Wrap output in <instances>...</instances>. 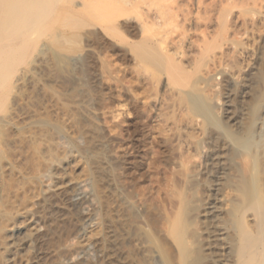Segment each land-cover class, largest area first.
<instances>
[{"label": "rangeland", "instance_id": "1", "mask_svg": "<svg viewBox=\"0 0 264 264\" xmlns=\"http://www.w3.org/2000/svg\"><path fill=\"white\" fill-rule=\"evenodd\" d=\"M44 1L49 5L34 19L33 50L25 60L30 63L44 57L48 66L33 77L30 87L17 91L11 83L14 73L9 72L11 86L7 100L0 105V164L5 166L0 245L17 212L31 215L38 229L32 248L20 251L12 262L0 248V264H64L65 241L75 226V215L61 186L66 180L84 176L90 177L100 207V221L88 228V234L107 246L105 257L96 258L100 262L87 264H108L114 248L110 235L118 228L120 215L145 224L143 237L158 248L164 264H169L167 258L174 264L176 249L168 227L178 212L179 191L187 187L185 174L194 161H200V168L193 166L201 172L195 182L198 196L206 198L211 185L204 181L213 178L208 174V146L212 144L208 137L213 130L179 98L196 81L202 82L203 99L210 103L214 115L241 132L238 146L256 158L252 162L258 190L254 208L257 212L264 209V137L259 135L264 131V101L256 102L254 95L258 84L264 88V0H139L140 7L128 10L123 19L127 26L138 29L150 8L152 17L145 34L163 33V39L167 38L164 47L161 42L156 43L157 48H169L175 55L170 64L173 68L168 64L164 70L134 58L125 39L138 41L141 31L135 35L127 27L122 34L111 31L102 28L105 22L94 20L91 13H67L63 0ZM93 1L95 4L89 1L93 7L109 11L105 1ZM96 29L98 35L91 33ZM257 66L261 68L260 80L251 79ZM27 67L21 64L22 70ZM12 99L17 103V116L7 120ZM154 99L161 101L160 114L153 107ZM247 121L254 124V133L244 135ZM56 135L65 139L61 140L63 146H56ZM77 136L78 143H73ZM200 140L206 147L200 150L202 154L195 146ZM51 161H55L52 174H56L48 184L39 174ZM258 235L246 234V238L251 237L258 246L263 243L256 246L259 251L264 248V238ZM82 241L77 238L75 244ZM130 246L125 248L133 253Z\"/></svg>", "mask_w": 264, "mask_h": 264}, {"label": "bare ground", "instance_id": "2", "mask_svg": "<svg viewBox=\"0 0 264 264\" xmlns=\"http://www.w3.org/2000/svg\"><path fill=\"white\" fill-rule=\"evenodd\" d=\"M89 1L92 3L95 2L93 0H63V3L67 13H72L73 15L86 14L88 16L90 13L93 14L94 20L98 19L99 21L101 20L102 22H105L104 25H101L102 28L117 31L121 34L125 27H127L128 31L134 35L137 34V31L138 33L141 31L143 34L138 41H128L125 39L134 54V58H137L139 61L154 64V67L155 69L157 68V70H164L172 67L170 64L175 61V55L172 52L173 50L171 51L169 48L158 49V46L156 45V43L161 44V42L163 45V41L165 43L167 38L163 39L164 34L161 33L160 35V33H155L152 36H147L149 34H145L149 18L152 17L149 7L145 12V17L142 18L143 20L137 24V29L135 26H132V24L127 26L125 19H123V15L133 7L139 8V0H103L109 5L108 12L102 11L98 7H93V4L89 3ZM47 4L48 3L44 0H0V105L4 103L5 99L7 100V90H9V85L11 86L7 79L9 72L10 74L14 73V79L11 83L13 85L12 87L17 91L24 87H30L33 77L48 66V61L44 57L34 59L30 63L25 60L28 58L26 55L33 50V40H35L33 39L35 34V31H33L34 19L39 16L40 13L47 11ZM89 4L90 7L92 6L91 9ZM91 33L98 35L97 33H99V31L96 29ZM24 63L28 64L27 69L25 68L26 70L21 69V64ZM168 64L169 67H167ZM250 74L251 79L257 78L260 80L262 76L261 68L257 66V68ZM158 80L157 82H159ZM165 82L163 83L164 86L167 85ZM201 83L202 82L200 81H196V84L193 83L194 86H191L190 90L183 91L179 98L181 102L188 105L193 114L203 116L205 126L213 130L208 137L211 140L210 142H212V144H210L211 147L208 146L209 144L206 142L208 144L206 145L211 150L208 174L212 175L211 177L213 178L204 181V183L209 184L208 186L211 185L212 187L210 186L208 189L206 194L207 198L203 197V195L198 196V188H196L197 183L195 180L201 172L199 171L198 173V169L196 170L193 168H200L201 163L200 161L193 160L194 167L190 165L192 168H189L192 170L189 171L186 169V171H189L185 174L187 187L179 191L178 212L172 218L168 227L169 236L174 242L176 249V262L174 264H251L252 262L255 264H264V248H259V251L257 249V247L261 246L263 243H260L258 246L255 245V243L253 244L251 240L252 235L256 236V234L257 236L260 234V237L263 234L261 238H258H264V209L257 212L254 208L257 204H255V201L257 202L256 198L258 197V190L255 187V178L253 175L254 165L252 166V162H254L256 158L253 160L252 153L250 154L249 151H245L238 146L242 140V137H240L241 132H237L236 129V131H234L227 120L223 121V119L214 115L210 103H207L203 99V91L200 87ZM259 83H261V81H259ZM255 89H257L256 93H254L256 102L264 101V88L261 89L260 84H258ZM166 90H168V88ZM167 93L168 92L165 94ZM158 98L160 97L158 96ZM15 99H12L9 106L6 117L7 120H12V118L17 116V103L15 102ZM152 104L156 109L154 110L157 111L156 113L159 112L160 114V99ZM248 117L247 120H249ZM3 118H5V116ZM229 119L232 120V117L230 116ZM0 122H2L1 116ZM255 124L258 126V123ZM253 125L254 124H252L251 121L245 123L243 131L244 135L254 133ZM207 131H205V133ZM57 135L56 146H63L65 139L61 138V135ZM259 135L264 137V131ZM79 139V136L75 137L73 143H78ZM261 141L262 140L260 139V142ZM195 146L201 154L202 151L200 150H203V148L206 149L205 144L201 142V140L198 141ZM197 150L196 152L198 153ZM261 151L262 157H264V149ZM187 163H189V161H187ZM188 165H186V167ZM54 166H56L55 161H51L47 166H44L39 174L42 179H46V183L48 184V181L53 177V174H56H52V168ZM262 168H264V166ZM4 171L5 166L0 164V197L2 193L1 178ZM48 184L47 189H49V186L52 185V183L50 185ZM61 187L63 188L62 195L65 196L66 201L75 215V226L68 233L65 241L67 251L63 257V263L87 264L90 261L92 263L93 260H97V257L99 258L98 260H101L105 255L104 253H106L105 247L107 246L103 245V240H99V238L97 240V238L88 234V228L98 223L100 217V207L98 206L97 197L93 192L94 188L92 189L90 177L84 176L75 180H66ZM187 189H189L190 192H188L190 194L186 191ZM116 204H119V202ZM118 207L120 206L118 205L117 208ZM137 209L141 210L138 206ZM252 209L254 212L249 213ZM26 213L25 211L17 212L12 219L9 217L11 220L9 221L10 223L8 222V228L5 230L6 232H4L5 235L3 236V243L0 245V248L3 249V251L6 253L8 252L10 257H8L9 262L17 259L16 257L19 255L18 253L20 251L25 248H32L34 245H32V237L37 232L38 224L31 215H27ZM127 216L120 215L118 217V228L113 229L112 231L110 229V241L114 248L112 249L113 255L109 258L110 260L108 261V264H164L165 262L163 261L161 252L158 248L154 247L143 237L145 224L140 223L137 220H130L128 219L129 216ZM5 225L7 226V224ZM246 234L249 236L251 235V237L249 238V236H247V239ZM77 238L83 239L79 245L75 244ZM35 240L36 239H34V241ZM126 244L133 246H130L131 248H134L133 253L125 248ZM253 254L254 256H252ZM250 255L252 256L251 258H249ZM32 257L34 258L35 255ZM167 259L168 260L166 261L169 264H172L171 259Z\"/></svg>", "mask_w": 264, "mask_h": 264}]
</instances>
